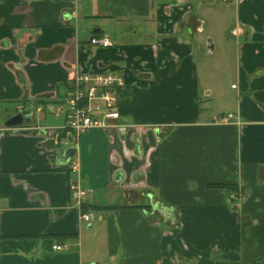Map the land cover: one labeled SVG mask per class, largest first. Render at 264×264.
I'll use <instances>...</instances> for the list:
<instances>
[{"label": "crops", "instance_id": "1", "mask_svg": "<svg viewBox=\"0 0 264 264\" xmlns=\"http://www.w3.org/2000/svg\"><path fill=\"white\" fill-rule=\"evenodd\" d=\"M223 1L231 92L196 61L219 0H0V109L31 123H0V264H264V0ZM102 35L111 46L89 44ZM78 71L123 86L119 118L79 136L71 173L61 123L33 113L63 119ZM213 95L221 116L203 113ZM72 178L92 191L80 204Z\"/></svg>", "mask_w": 264, "mask_h": 264}, {"label": "built area", "instance_id": "2", "mask_svg": "<svg viewBox=\"0 0 264 264\" xmlns=\"http://www.w3.org/2000/svg\"><path fill=\"white\" fill-rule=\"evenodd\" d=\"M80 0H73L77 5ZM89 44L108 47L112 41L105 35L93 36ZM123 86V79L106 72L75 73L69 89L66 90L64 101L63 123L56 129L54 136L58 141L62 138L68 147H76L79 136L95 127H105L110 120L119 118L117 109V91ZM71 173L77 172V165L69 159L67 165ZM70 198L80 204L92 191L85 189L73 178L68 182ZM93 218L90 213H82L86 222ZM54 250L62 249L60 244L53 245Z\"/></svg>", "mask_w": 264, "mask_h": 264}, {"label": "rangeland", "instance_id": "3", "mask_svg": "<svg viewBox=\"0 0 264 264\" xmlns=\"http://www.w3.org/2000/svg\"><path fill=\"white\" fill-rule=\"evenodd\" d=\"M218 10H215V14H217L218 18H220V23L213 22L212 20H208L203 27L204 31L201 32L200 45L202 48L201 53L196 54V61L199 68L204 69L205 82H212L216 85L217 88L225 90L226 92H231L229 84L232 83L231 77L233 76V71L235 69V55H236V46L235 41L232 35L230 34L232 27L234 26L235 18H236V9L232 5L228 8H225V3L223 0H219L217 3ZM213 17L209 18L212 19ZM214 19V18H213ZM210 32V33H209ZM208 39L212 40L214 45V50L212 53H208L207 41ZM226 87V88H225ZM206 103L205 106H208V110H203L205 114L207 111H215L218 116H221L222 107L219 103V99L216 95L207 97L204 100ZM204 107V106H203ZM45 111V110H44ZM218 112V113H217ZM35 114V119L39 116H46V120H44L47 124H62V115L60 118L55 116L52 118L47 112L43 113H33ZM7 116L5 109H0V123L3 122L4 117ZM59 117V116H58ZM62 119V120H61ZM86 133V132H85ZM82 133V134H85ZM79 140V139H78ZM80 141V140H79ZM77 141V143L79 142ZM55 147L58 152L63 153L68 147L63 143L62 138L60 141H55ZM76 157L72 156L70 160L76 159ZM96 221H94V225L96 226ZM94 229V228H93Z\"/></svg>", "mask_w": 264, "mask_h": 264}, {"label": "water", "instance_id": "4", "mask_svg": "<svg viewBox=\"0 0 264 264\" xmlns=\"http://www.w3.org/2000/svg\"><path fill=\"white\" fill-rule=\"evenodd\" d=\"M30 120L25 119L23 117V114L18 111L15 114L11 115L10 117L6 118L3 121V125L5 128H9V129H17V128H23L22 130H24V132H29L26 131L27 129L25 128H29L31 125V123H29ZM75 148L74 147H70L67 148L66 150H64L63 152V161H67L69 159V157H71L74 154ZM151 204L154 205L155 204V199L154 198H150ZM172 213V211H171ZM91 264H96V263H91Z\"/></svg>", "mask_w": 264, "mask_h": 264}, {"label": "trees", "instance_id": "5", "mask_svg": "<svg viewBox=\"0 0 264 264\" xmlns=\"http://www.w3.org/2000/svg\"><path fill=\"white\" fill-rule=\"evenodd\" d=\"M211 186L217 187V188H222V187H225L226 185L221 184V185H211Z\"/></svg>", "mask_w": 264, "mask_h": 264}]
</instances>
